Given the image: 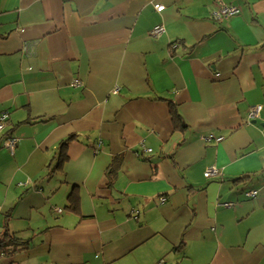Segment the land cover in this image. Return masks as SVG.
<instances>
[{"label":"crops","instance_id":"1","mask_svg":"<svg viewBox=\"0 0 264 264\" xmlns=\"http://www.w3.org/2000/svg\"><path fill=\"white\" fill-rule=\"evenodd\" d=\"M1 113L0 264H264V0H0Z\"/></svg>","mask_w":264,"mask_h":264},{"label":"built area","instance_id":"2","mask_svg":"<svg viewBox=\"0 0 264 264\" xmlns=\"http://www.w3.org/2000/svg\"><path fill=\"white\" fill-rule=\"evenodd\" d=\"M154 7L159 12L164 9V6L160 5V4H156ZM239 14H240V8L239 7L219 3L217 9L213 12L212 15H213L214 19L221 20V19H229V18L237 16ZM162 32H164V28L162 26H159V27H156L152 33L154 35H159ZM75 85H79V82L76 81ZM260 111H261V106H259V105L249 108V111L247 114L248 120L250 121V120H255L256 118H258ZM6 121H7L6 114L1 113L0 114V132H2L5 129ZM211 139H213L212 135L203 138L204 141H210ZM215 140L220 141L221 138H216ZM3 145L10 153H13V151L17 145V138L12 137L10 135H6V137L3 141ZM219 174H220V172L217 168L209 167L205 170L203 175H204V177L209 178V177L217 176ZM256 194H257V191L253 190V191L247 192L245 195H246V197H254ZM222 206H224L225 208H230L233 206V204L232 203H223ZM158 264H162V263H158Z\"/></svg>","mask_w":264,"mask_h":264},{"label":"trees","instance_id":"3","mask_svg":"<svg viewBox=\"0 0 264 264\" xmlns=\"http://www.w3.org/2000/svg\"><path fill=\"white\" fill-rule=\"evenodd\" d=\"M240 13H241V11H240ZM232 18V17H231ZM230 19V18H229ZM222 20V19H221ZM171 117H172V120H173V123H175L176 124V122L177 121H179L180 120V116L178 115V113H177V111H176V109H175V105L174 104H171ZM249 111V110H248ZM216 138H221V137H213V139H211L210 141H216L215 139ZM222 139V138H221ZM67 141V140H66ZM66 141H64V142H62L61 144H60V150H61V153L59 154V157H60V159L63 161L64 160V158H65V154H64V147H65V145H66ZM114 163H116V160L114 161ZM117 173V169H116V167H114L113 165H111V167H110V174L111 175H115ZM244 177H241V178H238V179H243ZM69 201H70V207H69V210H71V211H74V213H77V204H76V202H77V200H76V198H75V196L74 195H69ZM165 199H161V201L163 202ZM137 213L138 212H136L135 214H134V218H136L137 217ZM10 245H12L13 246V248H15V249H17V247L18 248H20V249H22V248H26L28 245H29V242H23V241H21V240H19V239H17V238H15V237H13L12 236V234H10V232L8 231V228L7 227H5V228H3V231H2V234H1V236H0V250L1 249H5V248H7L8 246H10ZM16 251V250H15ZM15 251H10V252H7L9 255H11V254H13Z\"/></svg>","mask_w":264,"mask_h":264}]
</instances>
